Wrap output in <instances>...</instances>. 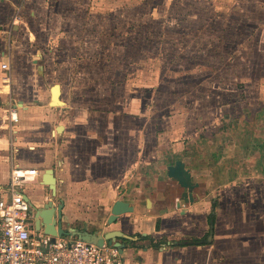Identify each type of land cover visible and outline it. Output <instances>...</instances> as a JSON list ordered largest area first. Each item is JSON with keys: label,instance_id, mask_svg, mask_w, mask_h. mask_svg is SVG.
<instances>
[{"label": "rangeland", "instance_id": "1", "mask_svg": "<svg viewBox=\"0 0 264 264\" xmlns=\"http://www.w3.org/2000/svg\"><path fill=\"white\" fill-rule=\"evenodd\" d=\"M3 62L14 99L148 111L155 144L264 132V0H0Z\"/></svg>", "mask_w": 264, "mask_h": 264}, {"label": "crops", "instance_id": "2", "mask_svg": "<svg viewBox=\"0 0 264 264\" xmlns=\"http://www.w3.org/2000/svg\"><path fill=\"white\" fill-rule=\"evenodd\" d=\"M7 71L0 67V188L8 187L12 170L35 169L23 188L29 200L61 204L63 230L119 231L123 264L264 262L263 131L251 137L242 122L237 137L213 142L182 129L175 139L158 134L155 144L151 112H72L61 86V106L50 108V94L46 106L25 103L6 91ZM123 119L133 121L123 128ZM178 160L195 184L191 202L167 177ZM46 169L55 178L54 196L42 184ZM117 200L132 211L107 224Z\"/></svg>", "mask_w": 264, "mask_h": 264}, {"label": "built area", "instance_id": "3", "mask_svg": "<svg viewBox=\"0 0 264 264\" xmlns=\"http://www.w3.org/2000/svg\"><path fill=\"white\" fill-rule=\"evenodd\" d=\"M1 68L9 69L7 63ZM13 111L9 112L10 119L15 122ZM34 176L35 169H14L8 187L0 188V264H123L120 250L111 245L98 247L70 237L52 240L36 231L23 190Z\"/></svg>", "mask_w": 264, "mask_h": 264}, {"label": "water", "instance_id": "4", "mask_svg": "<svg viewBox=\"0 0 264 264\" xmlns=\"http://www.w3.org/2000/svg\"><path fill=\"white\" fill-rule=\"evenodd\" d=\"M59 97L60 86L58 84H54L50 88V108L61 106L63 104ZM57 130H61V126H58ZM167 177L176 181L182 188L187 190V192L182 194V198L185 202H191L192 197L190 195V191L195 187V184L192 183L190 174L184 167L182 161L178 160L173 165L167 166ZM42 184L49 188L51 195H55V178L52 175L51 169L45 170L42 175ZM25 199L30 203L29 198L25 196ZM61 208V204L55 206L51 200L44 202L40 208H36L34 229L51 236L52 240L61 237L77 238L83 242L94 244L98 247H102L104 244L111 245L121 251L123 245L116 241L117 238L122 236L119 231H110L103 236H99L87 232V228L85 227L81 231H76L75 229L63 230L60 225ZM131 211L132 208L128 203L122 200L115 201L111 207L107 224H112L119 215Z\"/></svg>", "mask_w": 264, "mask_h": 264}, {"label": "flooded vegetation", "instance_id": "5", "mask_svg": "<svg viewBox=\"0 0 264 264\" xmlns=\"http://www.w3.org/2000/svg\"><path fill=\"white\" fill-rule=\"evenodd\" d=\"M43 204H44V202H42L41 206ZM30 206H31V212L33 213L32 224L34 226V224H35V210H36V208H40L41 206H38L35 202H31V201H30Z\"/></svg>", "mask_w": 264, "mask_h": 264}]
</instances>
